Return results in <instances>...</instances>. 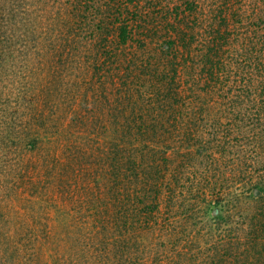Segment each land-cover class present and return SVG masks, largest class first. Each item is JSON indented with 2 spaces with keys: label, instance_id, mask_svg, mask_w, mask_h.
Instances as JSON below:
<instances>
[{
  "label": "trees",
  "instance_id": "1",
  "mask_svg": "<svg viewBox=\"0 0 264 264\" xmlns=\"http://www.w3.org/2000/svg\"><path fill=\"white\" fill-rule=\"evenodd\" d=\"M32 244L264 264V0H0V246Z\"/></svg>",
  "mask_w": 264,
  "mask_h": 264
},
{
  "label": "rangeland",
  "instance_id": "2",
  "mask_svg": "<svg viewBox=\"0 0 264 264\" xmlns=\"http://www.w3.org/2000/svg\"><path fill=\"white\" fill-rule=\"evenodd\" d=\"M17 253L16 257L8 259L9 255ZM0 264H52V259L47 255V249L30 246L8 248L0 246ZM65 264H71L66 261Z\"/></svg>",
  "mask_w": 264,
  "mask_h": 264
}]
</instances>
